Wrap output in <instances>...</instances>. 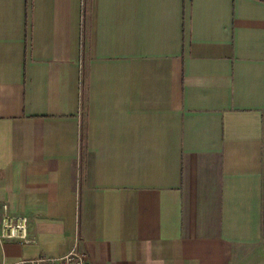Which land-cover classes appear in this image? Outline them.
<instances>
[{
    "label": "crops",
    "instance_id": "1",
    "mask_svg": "<svg viewBox=\"0 0 264 264\" xmlns=\"http://www.w3.org/2000/svg\"><path fill=\"white\" fill-rule=\"evenodd\" d=\"M0 264H264V0H0Z\"/></svg>",
    "mask_w": 264,
    "mask_h": 264
},
{
    "label": "built area",
    "instance_id": "2",
    "mask_svg": "<svg viewBox=\"0 0 264 264\" xmlns=\"http://www.w3.org/2000/svg\"><path fill=\"white\" fill-rule=\"evenodd\" d=\"M18 239L31 241L27 234V217L23 214L4 211L0 218V241ZM4 264H90L88 254L75 243L62 255H42L20 258L15 262Z\"/></svg>",
    "mask_w": 264,
    "mask_h": 264
},
{
    "label": "rangeland",
    "instance_id": "3",
    "mask_svg": "<svg viewBox=\"0 0 264 264\" xmlns=\"http://www.w3.org/2000/svg\"><path fill=\"white\" fill-rule=\"evenodd\" d=\"M259 260H260V262L262 263V261L264 260V256H263V255L259 256ZM243 264H251V260H249V261H244Z\"/></svg>",
    "mask_w": 264,
    "mask_h": 264
}]
</instances>
